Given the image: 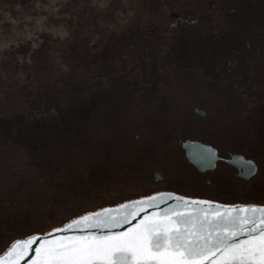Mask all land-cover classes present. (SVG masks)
<instances>
[{
	"label": "rangeland",
	"instance_id": "obj_1",
	"mask_svg": "<svg viewBox=\"0 0 264 264\" xmlns=\"http://www.w3.org/2000/svg\"><path fill=\"white\" fill-rule=\"evenodd\" d=\"M154 190L264 200V0H0V250Z\"/></svg>",
	"mask_w": 264,
	"mask_h": 264
},
{
	"label": "snow or ice",
	"instance_id": "obj_2",
	"mask_svg": "<svg viewBox=\"0 0 264 264\" xmlns=\"http://www.w3.org/2000/svg\"><path fill=\"white\" fill-rule=\"evenodd\" d=\"M256 172L255 164L248 161L242 175L251 179ZM170 200L175 203L168 205ZM161 204L166 207L136 220L148 207L159 208ZM37 240L40 243L33 248ZM22 261L24 264H264V206L222 205L157 193L115 209L86 213L43 236L16 239L0 254V264Z\"/></svg>",
	"mask_w": 264,
	"mask_h": 264
},
{
	"label": "water",
	"instance_id": "obj_3",
	"mask_svg": "<svg viewBox=\"0 0 264 264\" xmlns=\"http://www.w3.org/2000/svg\"><path fill=\"white\" fill-rule=\"evenodd\" d=\"M193 110H194L195 113H197L199 115H204V111L202 109H198V108L194 107ZM180 146L183 149L184 156L187 159V161L199 172H204V171H207V170H213L215 168V166H216L217 161H219V160H222L225 163H227L228 165L232 166L235 169V175L237 177H239V178H242V179H248V178H245L242 175L243 171L245 170L246 163L248 161H252L255 164L256 168H257V165H256L255 161L253 159L249 158V157L244 156V154H242V153L235 152V153L230 154L228 157H222V156L219 155L218 149L215 146H213V145H211L209 143H206V142H202V141L197 140V139L186 138V139L180 141ZM159 177H160L159 173L157 171H155L154 172V178L158 179ZM157 193H173L175 195L183 196V197H186V198L209 200V201H213V202H216V203H219V204H222V205H237V204H239V205H250V204H254V205H258V206H264V204L256 203V202H249V203L248 202L225 203V202H220V201L209 199V198H205V197L188 196V195L180 194V193H177V192H174V191L159 190V191H155V192H152L150 194H147V195H143V196L135 197V198H132V199H128V200L122 201V202L114 204V205H104V206H102V207H100L98 209H95V210H92V211H88V212H85V213H83L81 215H78V216L74 217L73 219L78 218V217H80V216H82V215H84L86 213L100 211V210H102L104 208L115 209L119 205L124 204L126 202L133 201V200H139L141 198H144V197H147V196H151V195H154V194H157ZM174 203H175V201H171V200L168 201V205H171V204H174ZM165 207H166V205H164V204H161L159 208L148 207L146 209V212H141L140 216L136 217V220H139L146 213L150 214V213H153V212H159L161 209H163ZM73 219H71V220H73ZM71 220H69L65 224L69 223ZM136 220H133L132 223L135 224ZM65 224H63L61 226L53 227V228L49 229L48 231H46L44 233L36 232V233H33V234H31V235H29L27 237L17 238V239H25V238H28V237L33 236V235L43 236V235L47 234L48 232H52L56 228L63 227ZM124 227L126 228V227H128V225H125ZM116 230L117 229H114V231H116ZM118 230L122 231L123 229H118ZM57 235H59V233H57ZM39 243H40V241L37 240L36 244L33 245V248H36ZM31 255L32 254L30 253L28 258H30ZM21 264H24V262L22 261Z\"/></svg>",
	"mask_w": 264,
	"mask_h": 264
},
{
	"label": "trees",
	"instance_id": "obj_4",
	"mask_svg": "<svg viewBox=\"0 0 264 264\" xmlns=\"http://www.w3.org/2000/svg\"><path fill=\"white\" fill-rule=\"evenodd\" d=\"M254 182V181H253ZM247 186V185H246ZM245 186V187H246ZM245 187H243V188H245ZM157 191V190H156ZM152 192H155V190L154 191H149V192H145L144 194H139V195H137V196H133V197H131V198H128V199H132V198H135V197H139V196H143V195H147V194H150V193H152ZM200 196V195H199ZM203 197V196H202ZM214 198L216 197V198H218L219 196H213ZM128 199H124V200H121V201H119V202H116V203H114V204H117V203H120V202H122V201H125V200H128ZM259 203H261V204H264V200H261V201H258ZM229 203H235V202H233V200H231V201H229ZM114 204H110V205H114ZM104 206V205H103ZM100 207H102V206H99V207H97V208H94V209H92V210H95V209H98V208H100ZM92 210H88V211H92ZM87 210L86 211H84V212H81V213H79V214H76V215H74V216H72V217H70L69 219H67V220H65V221H63V222H61V223H57V224H54V225H52V226H50V227H48V228H46V229H43V230H41V231H36V232H40V233H44V232H46V231H48L49 229H51V228H53V227H56V226H61V225H63V224H65L66 222H68L69 220H71V219H73L74 217H76V216H78V215H81V214H83V213H85V212H88ZM36 232H28V233H26V234H24V235H22V236H17V237H14L10 242H9V244L7 245V246H5L2 250H0V254L15 240V239H17V238H24V237H27V236H29V235H31V234H33V233H36Z\"/></svg>",
	"mask_w": 264,
	"mask_h": 264
}]
</instances>
